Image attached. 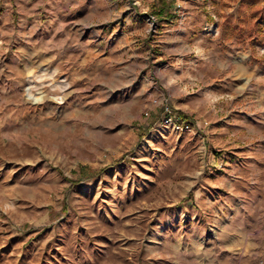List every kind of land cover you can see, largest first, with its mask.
Instances as JSON below:
<instances>
[{
	"label": "rangeland",
	"instance_id": "obj_1",
	"mask_svg": "<svg viewBox=\"0 0 264 264\" xmlns=\"http://www.w3.org/2000/svg\"><path fill=\"white\" fill-rule=\"evenodd\" d=\"M124 1L0 0V264H264V32Z\"/></svg>",
	"mask_w": 264,
	"mask_h": 264
},
{
	"label": "crops",
	"instance_id": "obj_2",
	"mask_svg": "<svg viewBox=\"0 0 264 264\" xmlns=\"http://www.w3.org/2000/svg\"><path fill=\"white\" fill-rule=\"evenodd\" d=\"M66 3L70 2V1H74L77 5V7L79 8H83V9H89L92 10V13L95 12V10H99L101 5H100V0H65ZM115 6L117 8H119L118 10L122 9V7H124V10H128L130 11V9L132 8L131 4L128 1H124L123 3H120V0H115ZM167 74H164V76H166ZM175 119V120H174ZM174 119H170L163 124V126L161 128H157L155 130H152V132L154 134H157L158 136H162L164 134V131L168 130L167 128L173 129V128H177L180 130H183V132L189 131L192 132L193 134H196L199 128V125L197 124V122L195 123L193 121V118H187V117H179V118H174Z\"/></svg>",
	"mask_w": 264,
	"mask_h": 264
},
{
	"label": "trees",
	"instance_id": "obj_3",
	"mask_svg": "<svg viewBox=\"0 0 264 264\" xmlns=\"http://www.w3.org/2000/svg\"><path fill=\"white\" fill-rule=\"evenodd\" d=\"M248 3L249 7V14L251 17H254V19L250 20L246 31L247 34L251 35V38H257L264 32V26L262 25V22L264 23V0H242ZM166 6L160 5L157 10H155L154 13L162 15ZM94 172H90L92 174ZM86 173V175H90Z\"/></svg>",
	"mask_w": 264,
	"mask_h": 264
},
{
	"label": "built area",
	"instance_id": "obj_4",
	"mask_svg": "<svg viewBox=\"0 0 264 264\" xmlns=\"http://www.w3.org/2000/svg\"><path fill=\"white\" fill-rule=\"evenodd\" d=\"M170 119H171V117L169 116V117L166 118V121H168V120H170Z\"/></svg>",
	"mask_w": 264,
	"mask_h": 264
}]
</instances>
